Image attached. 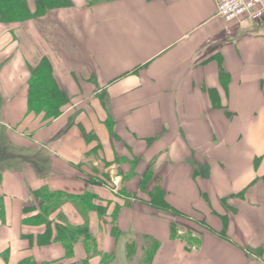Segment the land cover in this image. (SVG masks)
Returning <instances> with one entry per match:
<instances>
[{
	"label": "crops",
	"instance_id": "0c3cea01",
	"mask_svg": "<svg viewBox=\"0 0 264 264\" xmlns=\"http://www.w3.org/2000/svg\"><path fill=\"white\" fill-rule=\"evenodd\" d=\"M69 1L0 23V264H139L151 242L153 264H264V19ZM46 68L57 118L32 105ZM49 194L82 200L43 216Z\"/></svg>",
	"mask_w": 264,
	"mask_h": 264
},
{
	"label": "trees",
	"instance_id": "16d2710c",
	"mask_svg": "<svg viewBox=\"0 0 264 264\" xmlns=\"http://www.w3.org/2000/svg\"><path fill=\"white\" fill-rule=\"evenodd\" d=\"M38 2L37 13L46 14L49 10L54 8H64L70 6L69 0H36ZM95 3L106 0H93ZM23 0H0V23H13L18 22L21 18L23 11ZM47 68L39 71L35 79V85L38 89V96L36 101L32 105L36 106L37 109L45 111L46 118H57L61 115L62 107L68 104L64 94L59 92V99L55 101L56 91L51 85V81L48 75ZM53 99V100H52ZM50 197L58 199L57 202L49 204L44 201L41 208L44 211L41 215L48 216L55 210H57L66 199L69 200H82V198H72L70 196H65L62 194H49ZM150 205L154 208L156 206L169 211V207L164 201V196L159 187H156L154 192L150 195ZM39 215V216H41ZM87 230L78 229L75 227H65L59 230L58 241L63 244L67 253H71L73 245L79 240V237ZM88 233V232H87ZM172 236L176 238L178 234L176 233L175 225L172 224ZM128 258L133 262L137 246L135 244H130L128 247ZM158 249V244L156 242H151L148 246L147 251L144 253L143 258L140 260L139 264H153V260Z\"/></svg>",
	"mask_w": 264,
	"mask_h": 264
},
{
	"label": "built area",
	"instance_id": "2783aa9c",
	"mask_svg": "<svg viewBox=\"0 0 264 264\" xmlns=\"http://www.w3.org/2000/svg\"><path fill=\"white\" fill-rule=\"evenodd\" d=\"M217 15L227 22L261 21L264 19V0H215Z\"/></svg>",
	"mask_w": 264,
	"mask_h": 264
},
{
	"label": "rangeland",
	"instance_id": "374dc122",
	"mask_svg": "<svg viewBox=\"0 0 264 264\" xmlns=\"http://www.w3.org/2000/svg\"><path fill=\"white\" fill-rule=\"evenodd\" d=\"M159 216H161V217H163V215L162 214H159ZM175 215H173V217H174ZM183 233H185V235L187 234H189V233H187V232H185V231H182Z\"/></svg>",
	"mask_w": 264,
	"mask_h": 264
},
{
	"label": "bare ground",
	"instance_id": "6f19581e",
	"mask_svg": "<svg viewBox=\"0 0 264 264\" xmlns=\"http://www.w3.org/2000/svg\"><path fill=\"white\" fill-rule=\"evenodd\" d=\"M263 218H264V215H263ZM263 222H264V219H263Z\"/></svg>",
	"mask_w": 264,
	"mask_h": 264
}]
</instances>
